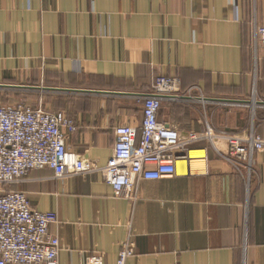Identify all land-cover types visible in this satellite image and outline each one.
Wrapping results in <instances>:
<instances>
[{"label":"crops","instance_id":"0c3cea01","mask_svg":"<svg viewBox=\"0 0 264 264\" xmlns=\"http://www.w3.org/2000/svg\"><path fill=\"white\" fill-rule=\"evenodd\" d=\"M256 26L264 27V0H0V85L35 88L44 106L72 120L70 153L105 166L115 129L140 128L142 98L159 77L178 78L181 93L165 99L161 121L184 137L218 131L214 143L190 145L205 155L186 171L140 181L135 202L98 174L58 179L45 169L10 187L32 208L57 213L50 232L60 239L59 264L91 255L116 264L130 230L131 264H264V152L231 163L225 138L264 140ZM225 101L252 107L238 122Z\"/></svg>","mask_w":264,"mask_h":264},{"label":"built area","instance_id":"2783aa9c","mask_svg":"<svg viewBox=\"0 0 264 264\" xmlns=\"http://www.w3.org/2000/svg\"><path fill=\"white\" fill-rule=\"evenodd\" d=\"M256 46H264V27L256 26ZM164 97H180L179 80L159 77L143 99V120L139 129L121 125L115 129L112 156L105 166L70 153L69 132L75 123L64 114L43 106H0V264H59L61 243L50 228L58 223L55 212L32 208L24 192L5 189L20 183L30 172L51 169L64 179L98 174L117 197L137 199L143 180L173 177L180 161L189 163L192 143L208 138L183 136L173 125L159 118ZM231 147L228 160L251 164L256 152H264V140L251 133L246 138L227 137ZM134 233L130 230L116 264H131L136 256ZM84 264H105L103 255H91Z\"/></svg>","mask_w":264,"mask_h":264},{"label":"rangeland","instance_id":"374dc122","mask_svg":"<svg viewBox=\"0 0 264 264\" xmlns=\"http://www.w3.org/2000/svg\"><path fill=\"white\" fill-rule=\"evenodd\" d=\"M8 86H15V85H8ZM19 87H24V86H19ZM256 93H254L255 96H257ZM180 96H181V93H180ZM40 99H41V93H40V91L36 90L35 88L34 89H27V88H2V89H0V106L30 105L31 107H38L41 105L49 112L61 114V112H55L54 111L55 109L53 107L47 108L46 106H44V104H42V101ZM255 99H254V101H255ZM251 107H252L251 105H247V104L244 105V103L228 102L227 105L224 107V109L227 111L229 110V114L232 117V120L237 118V120L239 122V120L241 119L240 117L244 115L242 112H245L246 110H248V108H251ZM212 108L214 109L215 107L213 106ZM209 110L210 109H208V113H210ZM214 113L219 114V112L216 110H214ZM252 116H253V113L250 112L249 121L252 119ZM210 129L214 132L216 131L214 128H210ZM216 132H218V131H216ZM237 133L238 132L236 131L233 133V135L232 134L231 135L226 134L225 138H227V137L246 138V137H242V135H237ZM196 135H198V134H196ZM211 141H212V143H214L213 140H211ZM227 142L229 144V151H228V156H227V159H228V157L230 155L231 145H230L228 140H227ZM230 162L231 163H237V160H236V162H234L233 160ZM10 187L12 188L13 186H10ZM5 189H10V188L8 187Z\"/></svg>","mask_w":264,"mask_h":264},{"label":"bare ground","instance_id":"6f19581e","mask_svg":"<svg viewBox=\"0 0 264 264\" xmlns=\"http://www.w3.org/2000/svg\"><path fill=\"white\" fill-rule=\"evenodd\" d=\"M204 155H205V152H204V151H191V152H189V156H190V159H191V160H192V159H195V160H196V159L203 158ZM186 164H187L186 161H180V162L178 163L179 166L183 167V169H181V168L179 167V172H182V170H183V172L186 171ZM196 164H197V163H196ZM197 166H198V165H197Z\"/></svg>","mask_w":264,"mask_h":264},{"label":"water","instance_id":"95a60500","mask_svg":"<svg viewBox=\"0 0 264 264\" xmlns=\"http://www.w3.org/2000/svg\"><path fill=\"white\" fill-rule=\"evenodd\" d=\"M1 88H27V89H34V88H30V87H19V86H4V85H0ZM169 97H164V99H168ZM225 102H236V101H225ZM239 103V102H238ZM243 103V102H240Z\"/></svg>","mask_w":264,"mask_h":264}]
</instances>
